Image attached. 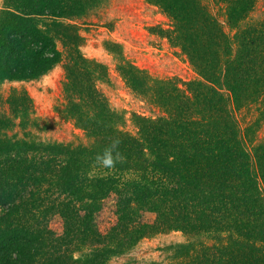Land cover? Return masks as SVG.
<instances>
[{"label": "trees", "instance_id": "1", "mask_svg": "<svg viewBox=\"0 0 264 264\" xmlns=\"http://www.w3.org/2000/svg\"><path fill=\"white\" fill-rule=\"evenodd\" d=\"M106 1L4 0L0 85L46 75L61 61V41L69 62L65 115L92 143L47 144L30 133L11 135L14 126L0 120V264H108L170 230L214 235L211 250L200 246L215 253L204 264H264V140L257 142L264 21L247 22L258 0H214L225 8L230 34L203 0H146L172 19L169 41L205 82L165 90L131 65L119 67L138 94L149 99L155 90L166 114L136 116L137 136L123 130L94 84L105 68L80 52L76 20ZM20 94L9 105L25 119L31 101ZM244 109L253 115L242 131L236 112ZM110 148L119 159L106 167L98 157ZM113 195L115 222L103 233L97 217ZM57 215L61 236L49 227ZM182 249L175 264H201L200 252Z\"/></svg>", "mask_w": 264, "mask_h": 264}, {"label": "rangeland", "instance_id": "2", "mask_svg": "<svg viewBox=\"0 0 264 264\" xmlns=\"http://www.w3.org/2000/svg\"><path fill=\"white\" fill-rule=\"evenodd\" d=\"M203 2L230 34L224 6L214 0ZM3 7L4 0H0V13ZM261 21H264V0H258L247 22ZM76 23L81 27V54L105 68L103 80H94L97 90L107 101L110 110L123 119V130L133 136L139 132L136 116L155 120L166 114L153 100L155 90L148 92L149 99L138 94L123 78L119 67L131 65L141 75L160 81L162 84L159 86L165 90L169 89L170 83L184 90L189 83L205 82L183 51L169 41L167 36L174 28L172 19L146 0H108L88 16L76 20ZM57 47L62 55L61 61L46 75L35 80L0 85V120L9 121L14 126L11 135L30 133L47 144L87 146L92 141L86 138L85 131L65 115L69 106L66 92L68 52L61 41L57 42ZM20 93H26L31 101L25 119L17 118V109L9 105V101L21 98ZM252 115L253 112L249 113L247 109L236 112L242 131L248 126ZM257 137L258 143L264 140V125ZM114 200V195L107 199L105 208L97 217V225L103 233L108 232L115 222L112 214ZM147 217L150 220L154 218ZM49 227L56 235H63V218L54 216ZM214 239L215 236L210 234L191 237L184 231L170 230L142 239L127 253L112 257L108 264H175L182 262L179 252L184 247L200 252L198 257L202 259L199 261L204 264L212 261L211 255H215L210 251L216 245ZM200 246L210 250H200Z\"/></svg>", "mask_w": 264, "mask_h": 264}, {"label": "clouds", "instance_id": "3", "mask_svg": "<svg viewBox=\"0 0 264 264\" xmlns=\"http://www.w3.org/2000/svg\"><path fill=\"white\" fill-rule=\"evenodd\" d=\"M116 145H113V148H115ZM119 159V153H116V156H113V150L110 148L106 150L102 157H98V160L106 167H111L114 164V160Z\"/></svg>", "mask_w": 264, "mask_h": 264}]
</instances>
